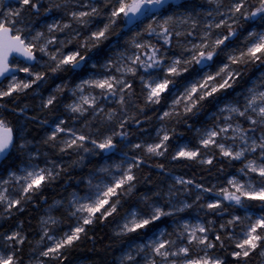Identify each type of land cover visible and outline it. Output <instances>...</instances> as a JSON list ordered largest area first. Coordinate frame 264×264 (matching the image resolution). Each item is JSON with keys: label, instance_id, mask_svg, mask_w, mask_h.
I'll use <instances>...</instances> for the list:
<instances>
[{"label": "rangeland", "instance_id": "1", "mask_svg": "<svg viewBox=\"0 0 264 264\" xmlns=\"http://www.w3.org/2000/svg\"><path fill=\"white\" fill-rule=\"evenodd\" d=\"M39 1L42 10L35 5L27 7L32 0H0V27H10L37 57L32 66L14 59L19 72L0 83V97L46 85L47 77L34 68L50 61L65 68L59 85H69L72 98L66 108L70 112L105 114L106 103L119 98L128 87L127 77L148 67L142 81L149 102L156 103L170 84L179 83L168 94L167 108L172 111L191 109L197 91L220 89L222 93L215 112L206 118L210 122L196 129V146L190 138L182 139L177 157L208 164L220 155L239 162L264 144V130L260 131L264 126V67L248 78L240 76V88L235 91L237 74L233 68L228 70L231 63L245 61V57L264 64V13L256 10L254 14L249 0ZM260 2L264 4V0ZM249 19H254L253 24L242 33L238 30L241 21ZM143 24L151 29H143ZM110 25L127 32L122 40H114L110 50L98 56L81 54V49L100 38ZM232 33L238 41H227ZM220 44L225 47L226 60L213 71L212 62ZM149 60L153 65H147ZM106 116L109 120L111 114ZM164 126L134 140L122 134L119 145L114 139L120 132L96 143L94 148L106 154L89 178L88 192L75 193L71 198L70 226L59 235L50 231L48 225L56 218L49 214L58 203L44 209L47 215L41 222L42 232L25 264H46L45 259L58 257L64 245L76 240L96 213H111L118 204L117 194L133 191V169L139 161L135 149L140 146L153 154L163 153L168 140ZM50 135L62 150L84 141L81 133L64 127L63 119L50 126ZM38 156L36 151L31 152L32 159ZM49 172L31 160L17 170L0 174V223L2 218L11 217L19 201L17 192L24 194L38 186ZM260 177L264 178V161L247 159L223 186L216 183L204 187L177 177L174 183H168L163 202L141 198V204L126 212L114 232L131 233L162 219L166 225L153 228L144 239L128 243L116 264H221L226 253L237 258L257 248L264 259V210L230 214L224 209L216 219L206 214L216 213L218 207L225 208L224 204L237 207L236 203L245 198L264 199ZM23 240L18 227L0 231V264H18L15 251ZM73 264L87 263L77 260Z\"/></svg>", "mask_w": 264, "mask_h": 264}, {"label": "trees", "instance_id": "2", "mask_svg": "<svg viewBox=\"0 0 264 264\" xmlns=\"http://www.w3.org/2000/svg\"><path fill=\"white\" fill-rule=\"evenodd\" d=\"M249 4L250 10H253L254 14L256 10H260L261 14L264 13V4H261L260 0H249ZM33 5L43 9L39 0L37 2L32 0V4L27 7L32 9ZM253 20L241 21L242 25L238 30L242 33L245 30L247 32L251 28ZM126 33L120 26L110 25L100 38L96 37L92 42L89 41L86 49H81V54L91 58L95 53L98 56L101 52L109 51L111 42L121 41ZM238 38L236 37L234 41H238ZM251 38H247V41ZM95 44L96 47L92 49ZM172 47L176 48L174 44ZM79 48L76 47L78 50ZM217 51L219 53L216 52L212 62L211 69L213 71H216V67L221 64L222 60H226V50L223 44L218 46ZM148 64L153 65L151 60L147 62ZM230 66L228 70L233 68L237 74L233 82V91H235L240 88L238 83L240 76L246 75L248 78L251 73L263 68L264 64L261 65L249 57H245V61L235 60ZM34 69L47 77L46 85L39 89L32 86L24 92H15L8 94L7 97H0V125L12 128L15 136L12 150L0 165V174L17 170L31 160H35L50 170L38 186L28 189L24 194L17 192L20 194L19 201L14 207L11 217L2 218L3 221L0 223L1 232L18 227L24 237L21 245L15 251V256L19 260L18 264H25L42 232L41 222L47 215L44 209L58 203V206L52 208L51 214H49L56 218L55 223L48 225L50 231L59 235L70 226L69 215L72 208L69 204L71 198L75 193L88 192L89 178L98 169L106 154L104 150H96L94 146L107 135L120 132L121 134L114 139L119 145L122 134H126L131 140H134L143 137L147 132L154 134L160 125H165L168 140L162 154L147 152L145 147L140 146L135 149L134 154L138 156L139 161L133 169L135 189H133L134 192L130 195V199L128 197L123 199L121 193L117 194L118 204L111 213H96L92 221L80 232L78 238L64 245L58 257L45 259L46 264H73L77 260H83L87 264H116L118 255L128 243L136 239H144L153 231V228L166 225V221L162 219L147 225L145 229L120 234L115 233L111 228L128 210L140 204L136 199L142 196V192L151 183L154 184L161 180L165 184L174 183L175 178L180 177L193 180L204 187L211 185L213 187L216 186V183L217 186H223L229 176L243 167L247 159L257 158L264 161V144L258 147L254 154L239 162L217 155V158L205 164L200 163L197 159L176 156L179 142L183 138H190V131H188L190 128L188 127L187 130L186 127L192 121L187 118L191 115L198 121H203L212 109H216L222 98L220 89L213 92L207 91L209 89L197 91L191 100L192 108L187 117L181 110L172 111L173 109L167 108L168 94L178 84H170L168 90L156 103L149 102L145 83L142 81L144 70L148 67L139 68L137 72H133L127 77L128 87L125 92L119 98L113 97L106 103L105 114H94L93 111L78 114L70 112L66 108L72 98L68 93L69 85L66 88L59 85L63 78L62 71L65 68L60 69L49 61L44 67L37 66ZM199 70L201 71V68ZM108 114H111L109 120L106 116ZM58 119L64 120L65 128L70 127L75 132L81 133L84 141L62 150L56 139L50 135V126ZM262 130H264V126L260 128V131ZM256 132L258 133V131ZM191 142L193 143L192 140ZM35 151L39 156L37 159H32L31 152ZM259 179L264 181L263 177ZM135 197L136 199H134ZM224 207L223 209H218L220 208L218 207L216 213L206 211V214L216 219L224 209H227L230 214L238 213L241 210L262 212L264 199L245 198L237 207L230 204H224ZM203 219L206 220V216H203ZM263 261L259 248H257L247 255L237 256V258H232L230 253H226L221 264H262Z\"/></svg>", "mask_w": 264, "mask_h": 264}, {"label": "water", "instance_id": "3", "mask_svg": "<svg viewBox=\"0 0 264 264\" xmlns=\"http://www.w3.org/2000/svg\"><path fill=\"white\" fill-rule=\"evenodd\" d=\"M235 35L229 37L233 39ZM25 60L32 65L36 61L35 54L26 48L19 36H14L10 27L0 28V80L19 71L9 63L12 57ZM14 144V131L10 127L0 125V164L7 158Z\"/></svg>", "mask_w": 264, "mask_h": 264}, {"label": "bare ground", "instance_id": "4", "mask_svg": "<svg viewBox=\"0 0 264 264\" xmlns=\"http://www.w3.org/2000/svg\"><path fill=\"white\" fill-rule=\"evenodd\" d=\"M199 1H201V0H199ZM198 1V2H199ZM143 26H144V28L146 27V26H148V29L150 28V26L148 25V24H143ZM178 85H179V83H178ZM193 98V97H192ZM191 104H192V102H191ZM216 108H217V106H216ZM190 110V109H189ZM189 110L188 111H184V112H182L183 113V115H186L187 117L189 116ZM215 110L216 109H212L208 114H207V116L210 114H212V113H214L215 112ZM207 116L205 117V119L203 120V121H198V119L196 118L195 119V117L194 116H192L191 117V115L187 118V120H189V121H192V123H189V124H187V127H186V129L188 130L189 128H190V130H188V131H190V133H189V136H190V139L193 141V143H194V146H196V143H195V137H196V129L198 128V127H200V126H202V125H206V124H208L210 121H207V122H205L206 121V118H207ZM182 124H184L183 122H182ZM186 125V124H185ZM189 127V128H188ZM196 133V134H195ZM183 135H185V133H183ZM183 139H189V138H183ZM189 139V140H190ZM191 140H190V142H191ZM156 183H158V184H156ZM156 183H151L150 184V186L145 190V191H143L142 192V196H140V198H138V199H136V197L134 198V199H136V201L137 202H139L140 204H141V198H148L146 201H152V200H159L160 202H163V200H164V195L166 194V188H168V184H165V182H163L162 180L161 181H159V182H156ZM133 189H135V186L133 187ZM132 189V190H133ZM134 192V190L133 191H130L129 193H126V194H122V197H123V199L124 198H126V197H130V195L132 194ZM130 199V198H129ZM130 201V200H129ZM121 220V218L118 220V222ZM117 222V223H118ZM116 223V224H117ZM115 223L111 226V228H112V230L113 231H115V225H116ZM225 256V255H224ZM264 262V261H263ZM262 264H264V263H262Z\"/></svg>", "mask_w": 264, "mask_h": 264}]
</instances>
